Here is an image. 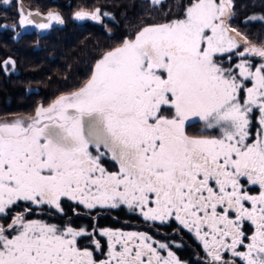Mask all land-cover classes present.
Returning <instances> with one entry per match:
<instances>
[{
    "label": "snow or ice",
    "instance_id": "6c2138e0",
    "mask_svg": "<svg viewBox=\"0 0 264 264\" xmlns=\"http://www.w3.org/2000/svg\"><path fill=\"white\" fill-rule=\"evenodd\" d=\"M147 3L163 22L143 23L30 119L0 122V264H185L146 232L32 218L64 215V201L176 221L201 243L202 264H264V42L233 27L235 0ZM107 15L82 8L74 18ZM39 16L18 8L21 26L65 23Z\"/></svg>",
    "mask_w": 264,
    "mask_h": 264
},
{
    "label": "trees",
    "instance_id": "16d2710c",
    "mask_svg": "<svg viewBox=\"0 0 264 264\" xmlns=\"http://www.w3.org/2000/svg\"><path fill=\"white\" fill-rule=\"evenodd\" d=\"M21 2L31 10L59 13L65 21L64 26L53 27L46 33L30 28L24 30L18 24ZM167 2L173 7L180 0ZM82 8H99L102 14L106 10L111 16H102L103 23L78 21L74 14ZM0 10V64L9 59L15 62L9 72L0 70V121L20 116L31 118L38 106L46 107L60 95L78 89L104 52L119 46L143 23H159L166 18L150 7L147 0H14L11 6L0 5ZM235 10L233 27L252 44L264 42V21L246 20L251 13L264 14V0H235ZM201 128L202 123H196L189 131L197 133ZM103 163L114 165L110 160ZM63 206L64 215L45 209L32 218L88 230L93 223L98 228H128L123 219L104 217L108 213H129L122 208L89 210L71 201H64ZM130 223L135 229L155 228L146 221L132 220ZM88 239L84 237L85 242ZM84 245L91 248L93 244Z\"/></svg>",
    "mask_w": 264,
    "mask_h": 264
},
{
    "label": "flooded vegetation",
    "instance_id": "af4514ba",
    "mask_svg": "<svg viewBox=\"0 0 264 264\" xmlns=\"http://www.w3.org/2000/svg\"><path fill=\"white\" fill-rule=\"evenodd\" d=\"M31 11H35V9H32ZM48 12H52V11H48ZM64 24L60 25V24L54 23L52 28L56 26H64ZM30 29L40 32L39 30H37L38 28L32 25H30ZM49 30H51V28ZM124 210L126 211L127 209H124ZM104 217L114 218V219L119 218V219H123L124 222H127L126 225L128 228H125V229L124 228H111V229L123 230V231L146 232L147 234L151 235L157 241L170 243L172 250L177 254V256L182 261L185 262V264H202L204 260L205 254H204V250L199 240L195 237L193 233H190L186 229H183V227L179 225V223L176 221H170L163 225L160 224L159 222H156L155 224L149 222L155 228L154 229L150 228V230H148V229H143V228L141 229L132 228V224L130 223L132 222V220H138V221H144V220L142 219V217L138 215H134L130 212L124 213V214H112V215L108 213ZM96 238L101 240V243L105 246V252H106L107 250L106 238L99 237V236H97ZM90 242H91L90 239H88L85 242L84 238H81L80 245L81 247H86L84 244L85 243L89 244ZM92 247H94V245H92L91 248Z\"/></svg>",
    "mask_w": 264,
    "mask_h": 264
},
{
    "label": "rangeland",
    "instance_id": "374dc122",
    "mask_svg": "<svg viewBox=\"0 0 264 264\" xmlns=\"http://www.w3.org/2000/svg\"><path fill=\"white\" fill-rule=\"evenodd\" d=\"M103 13H108V11H106V10H104L103 11ZM253 15H255V16H257V17H260V16H262V15H264V14H261V13H257V12H254V13H251L250 15H248L247 16V18H246V20L247 21H255V20H249L248 18L250 17V16H253ZM111 16V14L110 13H108V15L107 16H104V17H110ZM257 20H259V19H257ZM261 21V20H260ZM37 30H39L40 32L39 33H46V32H49V29H46V30H41V29H37ZM255 59H258V58H255ZM12 68H9V70H8V72L11 70ZM17 119H30V117H25V116H20V117H15V118H13V119H11V120H17ZM11 120H5V121H11ZM0 122H4V121H0ZM104 164V166L107 168V169H109L110 171H114V170H116V169H114V167L116 168V166H112V165H110L109 164V166H106L105 165V163H103Z\"/></svg>",
    "mask_w": 264,
    "mask_h": 264
},
{
    "label": "water",
    "instance_id": "95a60500",
    "mask_svg": "<svg viewBox=\"0 0 264 264\" xmlns=\"http://www.w3.org/2000/svg\"><path fill=\"white\" fill-rule=\"evenodd\" d=\"M22 5V7L26 10V11H31V9H29L28 7H26L22 2L19 4V7ZM33 13L39 12L40 16L39 17H35V19L43 21V18L47 16L48 13H43L41 11H31ZM30 28L29 26H23L24 30H28ZM12 61V60H11Z\"/></svg>",
    "mask_w": 264,
    "mask_h": 264
}]
</instances>
